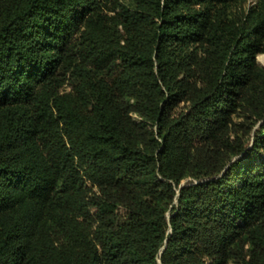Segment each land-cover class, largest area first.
I'll list each match as a JSON object with an SVG mask.
<instances>
[{"label":"trees","instance_id":"obj_1","mask_svg":"<svg viewBox=\"0 0 264 264\" xmlns=\"http://www.w3.org/2000/svg\"><path fill=\"white\" fill-rule=\"evenodd\" d=\"M246 2L0 0V264H264Z\"/></svg>","mask_w":264,"mask_h":264},{"label":"rangeland","instance_id":"obj_2","mask_svg":"<svg viewBox=\"0 0 264 264\" xmlns=\"http://www.w3.org/2000/svg\"><path fill=\"white\" fill-rule=\"evenodd\" d=\"M246 4H252L253 0H246ZM256 62L264 68V54H259L256 56ZM68 90V87H65Z\"/></svg>","mask_w":264,"mask_h":264}]
</instances>
